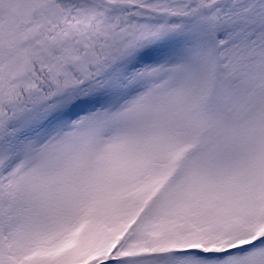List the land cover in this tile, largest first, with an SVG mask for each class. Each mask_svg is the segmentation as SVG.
<instances>
[{"label": "snow or ice", "instance_id": "snow-or-ice-1", "mask_svg": "<svg viewBox=\"0 0 264 264\" xmlns=\"http://www.w3.org/2000/svg\"><path fill=\"white\" fill-rule=\"evenodd\" d=\"M0 264H264V0H0Z\"/></svg>", "mask_w": 264, "mask_h": 264}]
</instances>
